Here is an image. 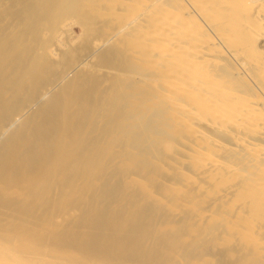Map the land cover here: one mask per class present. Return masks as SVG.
<instances>
[{
	"label": "rangeland",
	"instance_id": "1",
	"mask_svg": "<svg viewBox=\"0 0 264 264\" xmlns=\"http://www.w3.org/2000/svg\"><path fill=\"white\" fill-rule=\"evenodd\" d=\"M31 1L32 0H25V2L24 0H0V88L2 89L0 90V172L2 167L7 166V169L5 167L7 171V175L5 174L6 178L0 177V233L4 232L3 230H6L8 226H13V231L11 232L15 235L24 231L28 233V230L32 231V234L29 232L32 236L41 237L39 241L37 240L38 243H49L50 245L48 244V246L51 251H57L60 256L69 260L79 257L84 264H115L122 257L124 258V256L125 258L126 256L128 257L126 259L133 257L129 259L132 260L130 262L134 263V261H137V263L135 262L134 264H140L141 259L138 260L139 257H137V255V258L134 257L135 253L133 250H129L130 252L128 251V253L126 251V254H123V252L121 253L122 250L120 251V248H116L117 245L115 240H101V242L98 243L99 247H97V243H94L98 237V232L95 230L99 231L101 228H99V226L101 225L95 222L96 220H93V218L97 217L98 219V215L93 212H81V208L78 210L77 208L80 207L78 206V201H82L78 198H82L83 195L81 194L80 196L77 194V196H75L77 198H75L72 196L73 194H71V189L69 190V187H65L66 189H64V186H62V183L65 184L62 177L68 175L72 170L71 168L75 167L73 165L75 164L73 157L76 159V157L82 155V153L87 154V152L92 151L91 146L96 144V146L100 145L102 148H100V151H102V153H100V151L98 152V155H100L99 157L98 155L93 156L95 154L89 155L88 159L91 161L90 163L92 165V162L94 164L95 159L97 160L99 158L101 164H104L101 165L102 169L101 167L95 169L90 168V171L87 170L89 173L83 171L88 175V177L86 176L87 179H85V182L81 176L84 175V173H81V171L76 172V175H73L74 179L72 177V181H77L76 184L78 183L77 187H80V193L84 192L82 189L87 187L86 184H92L90 186V188H92L89 189L88 192L89 194L85 193L87 194V199H89L88 195L90 194L91 197L102 195L103 199L106 197L104 203L101 201L102 206H107V204H109L107 201L111 202V199H114L115 196L120 194L121 196L123 195L126 199L121 197L122 200H125L122 201V203L128 202L125 203L126 205L122 204V206H125H123L124 213L129 212L128 215L134 216L133 223L136 222L135 225L139 224L145 226L144 228L147 227L145 232H147L150 237L144 242L143 248H146L144 252L152 256L155 262L159 264H163L164 262H167V264H185L186 261L193 258L190 262L193 261L192 263L196 262L197 264H263L264 258L259 259L258 257L260 260L259 262V260L256 259L257 256L255 255L256 258L254 256L256 253H254L251 245L250 247L252 250L250 252L249 250L251 248H248L249 245L245 246L246 243L243 245L240 243V245L238 243L240 241H236V238L234 241L227 239L228 234L231 232L229 221H231L233 215L229 217L227 216L228 214L226 215L227 217L225 215L222 216L223 213L221 214L222 210L220 209V203L222 201H219V199H222L221 195L217 194L219 192L212 191L214 193H205L207 191L206 189H208V184L206 183V176L203 170H205L207 166L204 165L206 162L204 163L205 160H202V155H197L195 153L199 148V143L193 141L192 134L187 130L186 124L183 123V125L181 120L177 119V105L169 100L168 93H165L163 87L159 85L157 79L160 75L156 73L158 71L153 70L152 67L149 66V61L146 59L147 57L145 58L143 56L146 60L143 58L144 61L142 60L141 62V60H138L139 58L136 59L137 56L136 58L134 57V52L131 51L141 48V45L138 48L135 44L138 41L132 38L135 35L132 33L149 25L147 20H151L149 17L154 15L156 13H154V10L156 9V11H158L157 9H159L162 4H166V6L164 5L163 7L175 13V8L177 7L175 3H173L174 0H172V2L171 0H159L161 1L158 2L160 6H155L156 8H154V10L151 9V12H149V9L145 10L150 0H42L44 4L48 5L51 3L49 6L52 5V3L53 5L58 4L60 7L63 6L61 9L58 8L51 13V15L47 14L46 19L42 22L43 24H38V26L33 28V31L27 27L28 20L26 22L29 12L28 6L30 8ZM167 3L169 4L168 6ZM131 7L133 10H136L133 13V15L136 14V17L133 15L130 17L135 19L130 18L128 22L127 19L129 20V18L124 19V21L120 16L117 17V15L121 13L125 14L124 12L126 11H123L122 8H125L124 10L127 8L128 10L131 9ZM143 9L144 11L142 12ZM145 11L148 12L146 13ZM146 15H150L147 17L148 19ZM137 19H139V21ZM143 19H145L147 23ZM165 37L164 35L163 38ZM133 39L134 42L131 43ZM137 44L139 46V43ZM262 46L264 47V42H262ZM147 48L148 50L143 49L145 50V56L147 54H155L159 49L158 46H148ZM135 52H137V50ZM140 59H142V56ZM19 75L21 77H19ZM17 77L19 79H17ZM11 80H15L18 83L13 81V84ZM79 80L81 84H79ZM245 82L247 83V81ZM21 84L24 85L22 86ZM77 86H79V88ZM160 86L163 90L159 88ZM122 88L124 90H122ZM4 90L7 91L5 92ZM152 93L158 96L155 97ZM106 99H110V101ZM105 108L107 109L105 110ZM46 111L48 113H46ZM118 112L122 113L119 114ZM84 113H89V118L86 116L87 114L85 115ZM77 115L78 117L80 115V117L78 118ZM114 115L115 117L117 116V118L124 115L123 117L126 123L123 122L122 118V121L120 120L122 124H119V122L118 126L117 124L115 125L116 122L112 120ZM108 117L112 118L111 121L116 127L113 126L111 122L109 124ZM117 118H115V120ZM75 120L78 122L79 126H77ZM130 121L131 123L136 121V125L134 126L137 128H133L132 131L141 133V142L138 141L134 143L135 136L134 138L132 137L133 139H131V137L129 138L128 133H130L131 129H128V133L124 132L125 134L123 133L124 129L122 132L121 130L119 131L120 128H125V125L130 123ZM66 122H68L69 125L66 124ZM3 124H6V127L3 128ZM53 125L55 128H53ZM84 125L86 128L83 129ZM65 126L70 127V129L67 130ZM71 126H75L73 130ZM130 127L133 126L130 125L129 128ZM59 128L64 129V131H61L62 129L60 130ZM79 128H82L84 132H88L89 130L90 133L88 132L87 134L82 132L86 134L85 136L88 138V143H90V141L93 143L94 141L93 144L90 143L91 146L88 145L87 147V145H82L84 148L88 149H85L86 151L84 150L81 154L79 151L83 147L81 146L82 148L80 147L79 149L80 144L77 145V141H68L70 138L66 139V137L74 139L76 136L80 135L82 129ZM170 128L175 131H172ZM56 129H59V131L56 132ZM105 129H107V133ZM117 130L121 133L120 135L118 134V139H116L115 135L117 134ZM19 131L21 133L24 131L20 134L23 135L22 138L24 137V139H19L17 144L20 146L16 147L14 145V148L8 147L7 151H3V148L7 145L12 136ZM53 131L59 136L53 134ZM124 131H126V129ZM37 132L39 134H37ZM71 132L74 133L72 134ZM72 135L75 137H72ZM112 138L116 139L115 142ZM122 139H125L126 142L122 143ZM128 139L130 141H128ZM20 141L24 145L21 144ZM70 142L74 144L71 148H75L73 154H70L72 157L65 156L64 153V151H66L65 146L69 149L68 146L69 144L71 145ZM110 142H112V145L108 148V145L105 144H109ZM102 145L104 149L108 148L107 151L103 149ZM75 150L78 155L76 157V154H74ZM34 151L36 152L34 153ZM20 152L22 153L20 154ZM135 155H137V157ZM92 156L93 158H91ZM83 158H85V161H88L86 157ZM83 158L81 159L83 160ZM105 158L110 161H104L106 160ZM51 160L52 162H60L59 164L56 163L54 167H51L47 165ZM61 160L63 162H61ZM72 160L74 163L71 162ZM246 160H248V158H246ZM76 161L81 163V160L79 161L76 159ZM78 162L76 163L78 164ZM30 165L32 169L29 168ZM45 165H47V170L43 169L45 172L41 171L43 174L42 177H35L41 173V167ZM77 173L81 174L78 175ZM103 179L105 181L108 179L105 185L103 184L105 183ZM69 180L71 181V177ZM111 180L113 181L111 182ZM115 182L119 188L121 187L119 192L117 191L118 188H116ZM47 183L50 185L48 189H46ZM41 187L42 189L45 187L46 191L43 189L45 192H42ZM109 187L111 189H108ZM7 188L11 189L7 191ZM125 188H128L127 191ZM123 189L125 192H123ZM204 189L206 190L205 192L203 191ZM42 193H44L43 195L45 197H43L44 200L41 198L43 201H40L38 196ZM124 193H126V195ZM195 196H197V200ZM202 196H204V198H202ZM133 197H136L135 200ZM127 200H130V202ZM138 200L140 203L137 202ZM105 201L107 204H105ZM83 206L84 205L81 207ZM147 206H152L153 208L149 207L148 209ZM142 208L146 210L144 214L149 216L139 219L140 216L137 212ZM151 214L153 221L151 220ZM159 215H161V217H159ZM220 215L222 216L221 219L218 218ZM87 217H89V219ZM154 217H157V220L154 219ZM165 218L167 219L165 220ZM147 221L149 223L148 226ZM152 222L156 223L152 224ZM117 224H119V222H117L116 225ZM211 224H214L212 228ZM16 225L17 227H15ZM119 226H121V224H119L118 227ZM227 226H229V228ZM148 232H150V234ZM45 233L46 237L44 238ZM92 233H95V237ZM177 233L180 237L178 235V237H172L173 234L175 235ZM161 235H164V237L167 236L165 238H167L168 241L162 239L160 237ZM154 236H158L156 239L162 240L157 241ZM173 238L176 240L174 241ZM148 240H150V243L147 242ZM132 243L133 240L130 239L126 245L128 244V246L132 245L130 247H134ZM196 244H199L200 247H197ZM242 248H246V251L244 250L243 252ZM192 252L193 256H190ZM241 253L247 257L246 261ZM182 254L186 257L184 258ZM194 258L196 260H194ZM238 259L240 261H238ZM179 260L182 261V263ZM190 262L188 261L187 264H190Z\"/></svg>",
	"mask_w": 264,
	"mask_h": 264
},
{
	"label": "bare ground",
	"instance_id": "2",
	"mask_svg": "<svg viewBox=\"0 0 264 264\" xmlns=\"http://www.w3.org/2000/svg\"><path fill=\"white\" fill-rule=\"evenodd\" d=\"M165 1H162V2H165ZM24 2H25V0H24ZM144 2H146V1H144ZM158 2H161V1L150 0L149 4L147 5V8L145 7L146 8L145 10L149 9V12H151L150 11L151 9L154 10V8L160 6ZM171 2H172V0H171ZM168 3H170V2H168ZM168 3H167V6L169 5ZM173 3H175V5L177 7V8H175L176 9L175 13L174 12L172 13L170 9L163 7L164 5L166 6V4H164V5L162 4L159 7V9H157L158 11H156V9L154 10V13L156 12L155 14L152 12L154 15H152L151 17H149L151 15V13L149 16L146 15V18L149 17L151 19V20H147L149 25L145 24L146 25V26H144L145 28L142 26L143 28H141L140 30L138 29L134 33H132L133 35L135 34L132 38H134L138 41L137 43H139V46L137 43H135V44L137 45L138 48L141 45V48H140L141 50L136 49L137 52H135L136 50H134V51L131 50V51L134 52V54H133L134 57L136 58V56H137L136 59L139 58L138 60H141V62H142L144 57L145 58L147 57L146 59H148V61H149V63H148L149 66L152 67L153 70L158 71L156 73H157V75H160V77L157 79L159 81L158 82L159 85H161L163 87L165 93H168L169 100H171L174 104L177 105V111H176L177 112V119H180L182 124L183 123L186 124L187 130H189V132H191V134H192V137L194 139L193 141L196 143H199L198 144L199 148L197 149V152L195 151V153L197 155L201 154L203 157L202 160L203 161L205 160L204 163L206 162L204 165H206L207 168L205 170H203L204 171L203 173H205L204 175L206 176L205 180H206V183L208 184L207 188L209 190H211V191H209L208 189L205 188L208 192L205 189L203 191L204 192L206 191L205 193H209V192L214 193L212 191L219 192L217 194L221 195V199H222V200L219 199L220 202L222 201L220 203V205H221L220 209L222 210L221 214L223 213L222 216H224V215L226 216L228 214L227 216L229 217L230 215H233L231 217V221H229V226L231 228L230 229L231 232L229 231L230 233L228 234L227 239L234 241V239L236 238L235 239L236 241H240V242H238L239 244L241 243L243 245L246 243L245 246L249 245L248 248H251L250 247V245H251L253 250H254V253H256V254L253 253L254 256L255 255L257 256V258H256V256H255V258L258 259V257H259V259H263L264 258V47L262 46V42H264V0H174ZM49 4H51V3H49ZM49 4L48 5L44 4V2L42 0H32L31 1L30 8L28 6L29 12H28V17L26 19V22L28 20V22H27L28 29L30 28V30L32 29V31H33L34 27H36V26H38V24H41L42 22H44L47 14L51 15V13L56 11L58 8L61 9L63 6L62 4H61L62 5L61 7L58 4L53 5V3H52V5L49 6ZM98 4H100V3H98ZM45 5H47V6H45ZM151 7H153V8H151ZM124 9L122 8L123 11H126V12H124L125 14L121 13L120 15H117V17L120 16V18L122 20L129 18V20L127 19V21L129 22L130 18H133L130 16L133 15L134 11H136V10L135 9L133 10L132 7H131V9H128V10H127V8H126V10H124ZM171 9H173V8H171ZM168 10H170V11H168ZM143 11H144V9L142 10V12ZM142 12L140 10L141 14H142ZM145 12L147 13L148 11H145ZM133 16L136 17V14ZM133 19H135V18H133ZM139 19H140V17H139ZM139 19H137V20L139 21ZM141 19H142V17H141ZM143 20H145V19H143ZM147 21L145 20L146 23H147ZM128 22H126V23H128ZM28 29H27V31H28ZM164 35L166 36L165 38H163ZM125 37H124V39L126 40ZM127 39H128V36H127ZM134 39H133V41H131V43L134 42ZM126 41H125V43H126ZM129 41H130V39H129ZM8 45H10V44H8ZM133 46H134V44H133ZM148 46H154V47L158 46L159 49L157 50V52H155V54H147L146 53L148 56L147 55L145 56V53H144L145 50H143V49L148 50V48H147ZM141 56H142V59H140ZM86 65H88V64H86ZM19 77H21V76L19 75ZM17 79H19V78L17 77ZM79 79H80V77H79ZM244 80L247 81V83ZM13 81L15 83L17 82L15 80H13ZM14 82H13V84H14ZM96 83H97V81H96ZM79 84H81V81ZM156 84H157V82H156ZM21 85L23 86L24 84H21ZM161 86L159 88H161ZM77 87L79 88V86H77ZM156 88H158V87H156ZM16 89H17V87H16ZM119 89H117V90H119ZM0 90H2V89L0 88ZM122 90H124V89L122 88ZM103 93H104V91H103ZM103 93H102V96H103ZM98 95H99V93H98ZM111 95H112V93H111ZM153 96L156 97L158 95L153 94ZM159 96H160V94H159ZM109 97H111V96H109ZM103 98H105V97H103ZM113 98H115V97H113ZM106 100L110 101V99H106ZM60 102H61V100H60ZM104 107H105V105H104ZM106 109L107 108H105V110ZM47 111H49V110H47ZM47 111H46V113H48ZM101 113H99V114H101ZM120 113H122V112H120ZM84 114H83V116H84ZM86 114L85 115L88 116V118H89L90 114L89 113H86ZM99 114H98V116H99ZM124 114H126V113H124ZM80 115H79V117H80ZM102 115H104V114H102ZM115 115H117V114H115ZM115 115L113 116L114 117L113 119L109 118L112 116L108 117L109 124L111 122V124L113 126H115L116 124L118 126L119 124H122V122H121L122 118H123V122H125V119L123 117L124 115H122V117H120V118H117V116L115 117ZM71 116H72V114H71ZM77 117H78V115H77ZM115 118L118 119V120L116 119L118 122L115 120ZM111 119L114 122H116L115 125L112 123ZM127 120H128V118H127ZM135 122L136 121H133L131 123V121H130V123L125 125V128L122 127V129L121 128L119 129V131L121 130V132L123 129L124 130L126 129V131L123 130V133L124 132L128 133L129 132L128 129H131L130 133H128V136H129V138L131 137V139H133L135 136V140H137V141L134 140V143L138 142V141L141 142V137H142L140 135L141 134L140 132L135 133L136 132L135 130H134L135 132L132 131L133 128H137L134 126V125H136ZM66 124H68V122H66ZM75 124H73V125H75ZM129 124L132 125L133 127L129 128V126H130ZM5 125L3 126V128L6 127ZM54 125H53V128H55ZM77 126H79L78 122H77ZM88 126H89V124H88ZM74 127H72V130L74 129ZM84 128H86L85 125H84L83 129ZM172 128H170V129H172ZM59 129L58 130L56 129V132H58ZM66 129L68 130V129H70V127H66ZM79 129H82V128H79ZM83 129L81 130L80 135L77 134L78 132L76 133L78 136L75 137L74 135H72V137H75L74 139H71V137H66V139H68V138L71 139V140L69 139L68 141H74V140L77 141L78 143L76 142V144L77 145L80 144L79 149L82 145H84V146L87 145V147H88V145H90V143L91 144L94 143V141H93V143L91 141H90V143H88L89 142L87 140L88 138H86V136H85L89 132L88 129H90V128L87 129L88 132L87 131L84 132ZM72 130H69V131H72ZM106 130L107 129H105V131ZM110 130H111V128H110ZM54 131H53V134H55ZM61 131H64V129H62ZM119 131L117 130V134H115L116 139H118L117 138L118 134L119 135L121 134ZM172 131H175V130L172 129ZM74 132H76V131H74ZM74 132H71V133L73 134ZM82 132L86 133V134H83ZM94 132H95V130H94ZM22 133L19 131L17 134H14L12 136V138L8 141L7 145L6 146L4 145L5 147L3 148V151L4 150L7 151L8 147L14 148L15 146L16 147L20 146L17 144H18L19 139L20 140L24 139V137L22 138L23 135H20ZM106 133H107V131H106ZM108 133H109V131H108ZM37 134H39V133L37 132ZM91 134H92V132H91ZM55 135H58V134H55ZM81 135H83V136H81ZM115 135H113V136H115ZM38 136H40V135H38ZM58 136H57V138H58ZM87 136H89V135H87ZM94 136H95V134H94ZM91 138H93V137H91ZM110 138H109V140H110ZM121 138H122V136H121ZM116 139L112 138V140H114V142ZM128 141H130V140L128 139ZM66 142H67V140H66ZM121 142L124 143L126 141H125V139H122ZM70 143H71V145L69 144V146H68L69 149H67V147L64 145L65 150H66V151H64V153H65V156H68V157H72L71 155L73 154L74 149H75V148L74 149L71 148V146H73L74 144H72V142H70ZM111 143L112 142H110L109 144L106 143L105 145H108V148H109L110 145H112ZM190 143H191V141H190ZM21 144H23V143L21 142ZM84 146H82L83 148L81 147L83 149V151L81 149L79 151L80 154H81V152H84L85 149L86 150L88 149V148H84ZM120 146H122V145H120ZM149 147H150V145H149ZM100 148H101L100 145L96 146V144H93V146H91L92 151L87 152V154L89 153L88 155L85 153H82V155H80V156H78L76 154V150H75V153H74V154H76L75 157L78 156V157H76V159L79 161L81 160V163L76 161V159L73 157L76 165L73 164L75 167L71 168L72 170L71 171L69 170L70 172L66 171V172H69V174L64 175L62 177V180L65 183V184H63L61 182L62 186H64V189H66L65 187H69V190L71 189V194H73L72 196H74V197L77 196V194L80 196H81V194L83 195L82 198L78 196L79 197L78 199L82 200V201H78L79 202L78 206H80L78 208L76 207L78 210L81 208V210H82L81 212H84V213L93 212V213H96V215H98V219H97V217L93 218V220H96L95 222H97L101 225V226H99V228L101 227L99 229V231L95 230L96 232H98L97 233L98 237L96 238L95 243H94V244L97 243V247H99L98 243H100L101 240H106V241L107 240H110V241L115 240L116 245H117L116 248H118V249L120 248V251L122 250L121 253L123 252V254H124L126 251L128 253L129 250L130 251L133 250V252L135 253V255L133 254L134 257H136V255H137V257H139L138 260H140V259L142 260V261L140 260V262L142 264H159V263L154 261V258L152 256H149L144 252V251H146L145 250L146 248L145 249L143 248L144 242L147 239H149V237H150V236H148L147 232H145V229L147 227L144 228L145 226H141L139 224L135 225L136 222L133 223L134 216L128 215L129 212L124 213L125 212V211H123L124 205L122 206V204H125L128 202L122 203V201H125V200H122V198H121V197H124L123 195L121 196V194L119 193L120 195L115 196L114 199H111L112 200L111 202L107 201V203H109V204H107L105 201V204H107V206L106 205L102 206L101 201L104 203V200H106L105 199L106 197H104V199H103L102 195L98 196V197H96V196L91 197V194H90L88 196H89V199H90V197H91V199L90 200L87 199V194H85V193L89 192V189L92 188V187L90 188V186L92 184H86L87 187L86 188L84 187V189H82V190H84V192L80 193L79 192L80 187L78 188L77 187L78 183L76 184L77 181H74V180L72 181V177L74 174L76 175V172L81 171V173H84L87 170L90 171L89 170L90 168L95 169V168L101 167V169H102L101 165H104V164H101V160L99 158L97 160L95 159L94 164L92 162V165L90 163L91 161H89V159H88L89 155L91 156L92 154H95L93 156H97L99 154L98 152L100 151ZM108 148L104 149V146H103V149L105 151H107ZM18 150H19V148H18ZM35 152L36 151H34V153ZM4 153H1V154H4ZM21 153L22 152H20V154ZM100 153H102V151H100ZM93 156L91 158H93ZM99 156L100 155H98V157ZM101 156H102V154H101ZM135 156L137 157V155H135ZM83 157H86V159L88 161H85V158H83ZM81 158H83V160ZM100 158H104V157H100ZM246 158H248V160H246ZM108 160L106 159L104 161L107 162ZM74 161L72 160L71 162L74 163ZM59 162H55V161L52 162V160H51V162L47 163V165L54 167V165H56V163L59 164ZM61 162H63V161L61 160ZM76 162H78V164ZM72 163H71V165H72ZM31 165L29 167L30 169H32ZM47 165L41 167L42 169L40 170V172L47 170L46 169ZM194 165H195V163H194ZM5 167L7 169V166H4L1 168L0 177H2V178L3 177L6 178L5 174L7 175V171H6ZM54 170H53V172H54ZM88 171H87V173H89ZM42 172L40 174H38V176H35V177L41 178L43 175ZM81 173H79V174H81ZM87 173H84V175H81L82 178L84 179L83 180L84 182H85V179H87V177H88ZM112 173H113V171H112ZM70 177H71V181L69 180ZM73 179H74V177H73ZM108 179H107V181H108ZM35 180H36V178H35ZM103 180H101V181H103ZM113 180H111V182ZM46 181H48V180H46ZM87 181H89V180H87ZM107 181H105V183H103V184L105 185ZM135 181H136V179H135ZM80 184H81V182H80ZM80 184H79V186H80ZM200 184H201V182H200ZM46 186H47L46 189H48L49 188L48 186H50V185L47 183ZM81 186H82V184H81ZM84 186H85V183H84ZM42 187H41V189H42ZM104 187H106V186H104ZM113 187H112V190H113ZM16 188H18V187H16ZM116 188H118L117 191L119 192V189L121 187L119 188L117 183H116ZM8 189L10 190L11 188H7V191H8ZM43 189H45V187ZM43 189H42V192H45L46 189H45V191ZM102 189H104V188H102ZM102 189H101V191H102ZM108 189H111V188L109 187ZM127 189H126V191H127ZM112 190H111V192H112ZM196 191H198V190H196ZM105 192H106V190H105ZM123 192H125L124 189H123ZM43 194L44 193L39 194V196H38V199L40 201L43 199V197H45ZM124 194L126 195V193H124ZM137 197H139V196H137ZM195 197H196L195 199L197 200L198 199L197 196H195ZM198 197H201V196H198ZM75 198H77V197H75ZM120 198H121V200H120ZM129 198H131V197H129ZM135 198L133 197L134 200H135ZM202 198H204V196H202ZM193 199H194V197H193ZM108 200H109V197H108ZM127 201L130 202V200H127ZM132 202H133V200H132ZM137 202L140 203L139 200ZM193 203H194V201H193ZM82 205H84V206L81 207ZM99 205H101L102 207ZM147 207H148V209H149V207L153 208L152 206H147ZM6 208H8V207H6ZM139 210L140 211L137 212V213H139L138 215L140 216V218L137 216L139 219L145 218V217L147 218L149 216V215L146 216V214H144V212H146V210H144V208L139 209ZM156 210L160 211L159 209H156ZM156 210H154V211H156ZM147 212H148V210H147ZM156 214H154V215H156ZM162 216H163V214H162ZM222 216L220 215V217L218 216V218L221 219ZM89 217H87V218L89 219ZM116 217H117V219H116ZM159 217H161V215H159ZM152 218L153 217L151 214V220L153 221ZM149 219H150V217H149ZM149 219H148V221H149ZM154 219L157 220V217H154ZM166 219L167 218H165V220ZM148 221H147V223H148ZM225 221H227V220H225ZM117 222H119V224H121V226L118 227L119 224L116 225ZM97 223H96V225H97ZM150 223H151V221H150ZM153 223H156V222H152V224ZM96 225H94V226H96ZM114 225H116V226H114ZM148 225H149V223L147 224V226ZM155 225H153V226H155ZM212 225H214V224H211V228H212ZM229 226H227V227L229 228ZM12 227L8 226L9 229L6 228V230H3L4 232L0 233V264H76V263L81 264L82 263V261L77 256L76 257L78 259L75 257L76 259H70L69 260L67 258L60 256L57 251H55V252L51 251V249L48 246L49 243L48 244L45 242L43 244H41L42 242L38 243V241L40 240L41 237L32 236L31 235L32 231L28 230V233L24 231L22 233H17L16 235L12 234V232H11V231H13ZM15 227H17V225ZM96 227H98V226H96ZM10 228H11V230H10ZM214 228H215V226H214ZM14 229H16V228H14ZM46 233H45L44 238L46 237ZM148 233L150 234V232H148ZM94 234H93V236L95 237ZM42 235H43V232H42ZM177 235H178V233L175 235L173 234L172 237L173 236L178 237L179 235L178 236ZM158 236H154L155 239L158 238ZM160 237L162 239H166V241H168L167 238H165L167 236L164 237V235H161ZM170 237H168V238H170ZM130 239L133 240L132 244H134V247H130L132 245L128 246V244L126 245V243H128V241H130ZM162 239H159V240H162ZM156 240L159 241L158 239H156ZM173 240L175 241L176 239L173 238ZM174 241H173V243H174ZM147 242L150 243V240H148ZM235 245H236V243H235ZM198 246H199V244L197 245V247ZM238 247H240V246H238ZM246 248L245 249L242 248L243 250L242 249L241 250L244 252V250L246 251ZM252 248L249 250L250 252H251ZM95 250H96V248H95ZM199 251H200V249H199ZM187 253H189V252H187ZM245 253H247V252H245ZM237 254H238V252H237ZM241 255H242V253H241ZM190 256H193V252ZM83 257H84V254H83ZM179 257H180V254H179ZM183 257L185 258L186 256L183 255ZM242 257L245 258V261L247 260L246 256L242 255ZM249 257H251V256H249ZM126 258H128V257L126 256ZM126 258H125V256H124V258L122 257L119 261H117L119 263L116 262L115 264H134L135 262L137 263V261H134V263L130 262L132 260H129V259H131L133 257H131L129 259H126ZM241 258H239V259H241ZM239 259H238V261H240ZM191 260H193V258L192 259L190 258L188 261L190 262ZM194 260H196V259L194 258ZM188 261L185 262V260H184L185 264H187ZM180 262L182 263V261H180ZM192 262H190V264ZM259 262H260V260H259ZM250 263H251V261H250ZM82 264H84V263H82ZM163 264H167V262L166 263L164 262ZM192 264H197V263L195 262Z\"/></svg>",
	"mask_w": 264,
	"mask_h": 264
}]
</instances>
